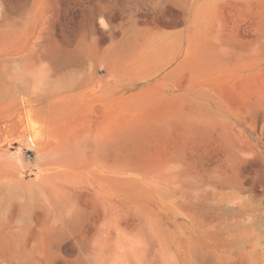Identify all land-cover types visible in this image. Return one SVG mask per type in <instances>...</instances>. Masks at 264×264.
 <instances>
[{"label":"rangeland","instance_id":"rangeland-1","mask_svg":"<svg viewBox=\"0 0 264 264\" xmlns=\"http://www.w3.org/2000/svg\"><path fill=\"white\" fill-rule=\"evenodd\" d=\"M0 264H264V0H0Z\"/></svg>","mask_w":264,"mask_h":264}]
</instances>
